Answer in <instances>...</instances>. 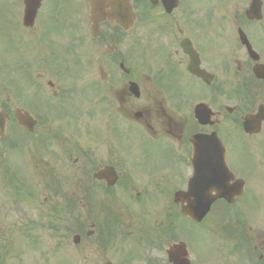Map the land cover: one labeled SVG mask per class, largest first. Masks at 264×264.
<instances>
[{
	"label": "flooded vegetation",
	"instance_id": "obj_1",
	"mask_svg": "<svg viewBox=\"0 0 264 264\" xmlns=\"http://www.w3.org/2000/svg\"><path fill=\"white\" fill-rule=\"evenodd\" d=\"M30 1L0 0V74L21 85L18 102L2 105L18 103L37 121L21 141L51 156H41L43 170L68 190L82 264H171L179 242L190 264L207 263L201 228L174 203L197 137L207 165L220 139L236 177L227 187L242 189L212 207L213 226L232 223L213 264H264V164L255 155L264 122L259 136L243 127L264 106V71L254 72L264 66V0ZM60 61L83 62L86 86ZM91 89L108 134L91 133L89 109L76 132L58 120L59 109L86 108ZM107 168L113 175L94 178Z\"/></svg>",
	"mask_w": 264,
	"mask_h": 264
},
{
	"label": "rangeland",
	"instance_id": "obj_2",
	"mask_svg": "<svg viewBox=\"0 0 264 264\" xmlns=\"http://www.w3.org/2000/svg\"><path fill=\"white\" fill-rule=\"evenodd\" d=\"M12 91L16 92L14 90ZM1 93L3 92H0V94ZM0 98H3L2 95H0ZM91 127L99 129L101 124L97 122V120H92ZM8 132L17 137L18 132H14L11 128ZM5 145L0 143V181L6 174L5 168L7 166L15 170L17 179L29 178L33 169L36 167V162L31 157L29 151L26 149L20 151L15 149L16 151H14L13 148L10 149ZM8 190L9 189L5 185H3L2 189L0 182V258L5 254L7 247H10L11 243L15 245L17 242L16 248H14L13 245L10 247V249L14 248V250L11 256L5 258V264H18L19 261H21L22 264H82L84 260L83 250L79 249L76 251V248L73 247L72 237L66 238L64 233H61L60 237L56 236L57 234L49 228V224L53 221L44 217L46 219L39 222L41 226H43L41 227L42 229L32 231L30 235L27 232L28 229L23 228L24 222L19 221L21 217L25 218V220H34L33 215H36L38 218L40 215L43 216L47 214L44 208L46 206L49 207V201L42 204L44 198L46 196L48 197L43 188L42 191H40L41 194H43L39 200L33 199L26 202L24 205H18V207L23 205L20 210H18L19 208L15 210V204L11 202V195L7 192ZM12 190V193L17 196V192L14 189ZM11 209H14L13 211L19 216L18 221L14 222L11 219L5 221V214L8 212H10L9 214L13 213ZM28 223L29 222H25L26 225ZM15 224L16 226H14ZM202 236L203 241L200 245L203 248V252L207 251L208 247L218 245L210 236H206L204 233ZM13 237H15V242ZM211 255L214 258L215 252L211 251Z\"/></svg>",
	"mask_w": 264,
	"mask_h": 264
},
{
	"label": "water",
	"instance_id": "obj_3",
	"mask_svg": "<svg viewBox=\"0 0 264 264\" xmlns=\"http://www.w3.org/2000/svg\"><path fill=\"white\" fill-rule=\"evenodd\" d=\"M3 119V116L0 114V136L4 133ZM209 181L210 179L205 177L204 172H198L197 182L193 181L189 192L181 194L177 199V202L182 203L184 212L198 222L206 216L214 200L211 195L213 189L210 187ZM184 204L187 205L185 206ZM173 256L174 259L172 258V260L175 264H184V260L181 259L180 249H176Z\"/></svg>",
	"mask_w": 264,
	"mask_h": 264
}]
</instances>
